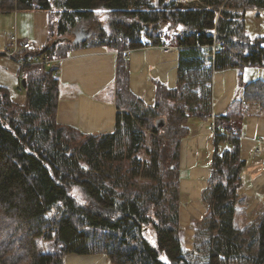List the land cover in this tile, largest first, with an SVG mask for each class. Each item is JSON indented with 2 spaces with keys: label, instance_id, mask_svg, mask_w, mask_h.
<instances>
[{
  "label": "trees",
  "instance_id": "obj_1",
  "mask_svg": "<svg viewBox=\"0 0 264 264\" xmlns=\"http://www.w3.org/2000/svg\"><path fill=\"white\" fill-rule=\"evenodd\" d=\"M37 8L58 19L47 47L31 54L65 57L92 46L116 52L115 122L97 134L60 123L53 69L29 68L20 77L22 104L0 84V264H65L69 253L102 254L111 264H194L187 257L194 253L200 264H264V188L262 211L241 228L234 223L247 184L244 120L253 105L264 112V84L241 82L244 68L264 66V35L250 36L244 16L264 9V0H0V11ZM97 9L107 10L109 32L72 44L67 34L86 28L82 21ZM57 38L69 46L63 54L53 52ZM171 45L176 84L154 80L149 103L129 87L125 51ZM226 69L238 71L244 93L213 114V75ZM209 119L216 133L201 190L205 210L192 221L193 248L184 250L182 140L193 122Z\"/></svg>",
  "mask_w": 264,
  "mask_h": 264
},
{
  "label": "crops",
  "instance_id": "obj_2",
  "mask_svg": "<svg viewBox=\"0 0 264 264\" xmlns=\"http://www.w3.org/2000/svg\"><path fill=\"white\" fill-rule=\"evenodd\" d=\"M128 55L129 87L147 102L150 103L154 96V80L170 87L175 86L177 50L166 51L161 46H144L128 50ZM115 58L116 52L105 47H80L63 57L58 74L61 87L57 120L60 123L94 134L110 131L114 127L116 108L113 103L112 81ZM212 93V113L220 114L234 98L241 97L244 93L238 84V71L226 69L215 72ZM210 124L211 119L196 120L191 124L189 136L182 140L179 224L182 227V243L187 249L193 248L192 221L200 218L205 210L200 198L213 153ZM258 144L262 147L259 153L256 151ZM240 146L241 154L246 160L243 176L247 184L244 194L253 199L246 200V206H239L234 216L235 225L240 221L246 223L263 208L257 195L264 188V112L255 105L249 108L244 120ZM64 263L111 264L108 257L102 254L75 253L67 254Z\"/></svg>",
  "mask_w": 264,
  "mask_h": 264
},
{
  "label": "rangeland",
  "instance_id": "obj_3",
  "mask_svg": "<svg viewBox=\"0 0 264 264\" xmlns=\"http://www.w3.org/2000/svg\"><path fill=\"white\" fill-rule=\"evenodd\" d=\"M154 0H151L153 3ZM58 19V14L54 10L50 9H14L10 11H0V50L5 46L6 36L11 32L15 26V32L18 37L27 38L32 43L33 51H40L43 47L52 39L51 22ZM245 29L250 36H263L264 35V9H249L245 12L244 16ZM83 26L88 28L89 32L93 34H100V32H109V22L107 16V10L97 9L94 11L93 18L82 21ZM76 31V30H75ZM74 31V32H75ZM74 32L67 34L69 38H73ZM57 47L53 49L55 54H63L65 49H69L66 41H60ZM172 46V45H171ZM100 47V46H92ZM173 49L176 50L174 46ZM128 52V50H127ZM127 60V59H126ZM18 66L10 58L0 54V84L8 88L10 98L18 103L22 104L26 98L25 87L22 86L21 78L17 75ZM241 82L246 83L248 81H261L264 84V66H250L247 69L244 68L241 71ZM211 124H213L211 120ZM210 124V125H211ZM210 127V126H209ZM211 133V132H209ZM212 134V133H211ZM213 135V134H212ZM70 193L75 196L78 203H82L83 194L79 187L72 186ZM263 191L261 190L258 197L262 198ZM257 195V193H256ZM244 199L240 202V207L246 206L245 201H252L253 197H248L244 194ZM262 205V204H261ZM257 209L259 208L256 207ZM261 208V207H260ZM259 214V213H258ZM257 214V215H258ZM47 219L51 217L50 213L45 215ZM256 217L255 215L252 218ZM243 218V217H242ZM250 217V219H252ZM248 221L236 224L237 227H243ZM245 223V224H244ZM242 224V226L240 225ZM152 243H154L153 235ZM184 250L187 249L182 243ZM191 261L195 259L194 264H200L197 253L187 256ZM162 259L165 258L162 256Z\"/></svg>",
  "mask_w": 264,
  "mask_h": 264
},
{
  "label": "built area",
  "instance_id": "obj_4",
  "mask_svg": "<svg viewBox=\"0 0 264 264\" xmlns=\"http://www.w3.org/2000/svg\"><path fill=\"white\" fill-rule=\"evenodd\" d=\"M213 50L215 45L211 46ZM172 46H165L164 50H172ZM32 43L27 38H21L16 35L15 26L11 32L6 36L5 46L0 50V54L13 60L17 66V73L19 77L26 74L29 68L36 71H45L53 69L55 74H59L60 65L63 57H50L46 54H31ZM125 58L128 59V52L125 51ZM209 131L213 134L215 132L214 125L211 124ZM262 150L261 144L256 146V151L259 153Z\"/></svg>",
  "mask_w": 264,
  "mask_h": 264
},
{
  "label": "water",
  "instance_id": "obj_5",
  "mask_svg": "<svg viewBox=\"0 0 264 264\" xmlns=\"http://www.w3.org/2000/svg\"><path fill=\"white\" fill-rule=\"evenodd\" d=\"M90 35H91V33L89 32V30L87 28L82 27L78 31H75L73 38H71L69 40L72 44H78L80 42H84L86 39H88L90 37ZM63 40H64L63 38L54 39L52 41V44H56L59 41H63ZM46 47H47V45H46ZM21 83H22V86L25 87V78L21 79ZM160 124L158 123V125H160Z\"/></svg>",
  "mask_w": 264,
  "mask_h": 264
}]
</instances>
